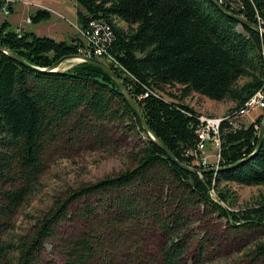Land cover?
Segmentation results:
<instances>
[{
	"label": "trees",
	"instance_id": "trees-1",
	"mask_svg": "<svg viewBox=\"0 0 264 264\" xmlns=\"http://www.w3.org/2000/svg\"><path fill=\"white\" fill-rule=\"evenodd\" d=\"M74 1L80 27L95 20L112 26L114 39L103 59L153 132L181 163L205 171H191L170 159L103 67L84 61L55 72L44 70L80 53L85 44L79 35L57 40L15 28L5 19L0 22V45L25 63L0 50V264H37L52 238L66 264H202L216 240L208 233L198 237L195 212L214 216L232 234L259 232L244 254L251 263H264V199L235 209L232 193L223 186L264 184V133L259 146L264 113L250 123L230 119L264 86V36L210 0ZM217 1L264 29V0ZM51 16L48 9L37 8L30 17L39 23ZM174 85L182 87V95L166 99L161 91ZM192 92L235 102L220 124L216 172L207 171L214 163H199L202 113L184 102ZM115 130L141 139L130 154V167L68 188L25 233L6 238L19 208L40 182L48 147L63 133L102 142ZM161 184L158 196L152 186ZM93 197L102 200L93 204ZM79 201L85 204L72 212ZM101 207L114 215L102 217ZM75 218L98 224L92 231L59 237L60 223ZM135 222L157 229V248H146L130 230Z\"/></svg>",
	"mask_w": 264,
	"mask_h": 264
},
{
	"label": "rangeland",
	"instance_id": "rangeland-1",
	"mask_svg": "<svg viewBox=\"0 0 264 264\" xmlns=\"http://www.w3.org/2000/svg\"><path fill=\"white\" fill-rule=\"evenodd\" d=\"M13 1L16 4L17 11L10 16V20H13L16 24L24 20L30 12H36L38 3L54 6L57 11L64 15L61 16L56 11L49 19L42 20L39 24L38 22L31 24L26 21L27 24H31L26 25V28L30 31L37 28L39 30L36 32L38 35L53 38L55 36L57 40L71 41L72 38L80 34L78 28L74 26V24H78L77 4L74 0ZM23 24L26 23L23 22ZM119 24L125 26L123 22H119ZM17 27H20V25ZM63 31H65V35L59 36L58 34ZM76 63L79 62H65L61 69H67ZM161 94L169 100L178 99L182 95V87L180 85L168 86L164 91H161ZM184 102L195 109L197 108V111L202 115L210 118L225 116L228 114L229 109L235 106V102L230 99L218 101L195 92L186 96ZM263 113V110L255 109L246 116L238 118V120L250 123L251 120H256ZM107 136L108 138L99 142L90 136L83 135L82 137L79 135L76 139H72L69 134L63 133L56 143L47 148L44 153L46 169L40 177V182L35 187L34 192L27 197L19 208L6 238H15L19 234L25 233L34 222V218L46 210L57 195L64 193L68 188L78 187L84 183L96 182L106 176L116 175L132 165L130 154L132 150H137L135 147L140 142V137L124 130H115ZM217 153L214 144L209 143L206 154L209 156L210 162L216 161ZM10 186V184L6 185V187ZM223 186L232 193L233 200L236 202L235 209L251 206L264 199V184L242 185L228 182L223 183ZM152 187V192L160 196L162 184L153 185ZM101 200L100 197L90 199L93 204L101 202ZM83 204L85 202L79 201L71 211H79ZM99 215L107 218L110 215L113 216L114 211H108L101 207ZM194 217L198 237L208 233L216 240V245H213L209 250L208 260L202 264H264L251 263L244 254V249L250 247L260 238L259 232L232 234L227 232L223 222H220L214 216H203L201 212H195ZM92 222V219L85 220L82 218L65 220L60 223L56 231L59 237L77 236L84 231H92L98 221L95 224ZM130 230L143 242L146 248L158 247L160 237L153 225L135 222L130 225ZM37 264H66L65 255L61 251L56 238H52L47 242L45 251L41 256V262Z\"/></svg>",
	"mask_w": 264,
	"mask_h": 264
},
{
	"label": "built area",
	"instance_id": "built-area-1",
	"mask_svg": "<svg viewBox=\"0 0 264 264\" xmlns=\"http://www.w3.org/2000/svg\"><path fill=\"white\" fill-rule=\"evenodd\" d=\"M11 13L10 0H0V19L8 17ZM31 22V18L28 19ZM78 28V27H77ZM80 34L79 37L84 42L85 46L80 49V54L88 55L91 57L103 59L106 55L107 47L111 44L114 39V32L112 26L104 20L91 21L88 27L78 28ZM107 59L112 60L113 57L108 55ZM104 60V59H103ZM260 109L264 111V86L258 90L253 96H251L245 105L230 119H237L246 116L251 111ZM229 117V116H228ZM227 118V117H226ZM224 117H207L201 115L200 125L198 127V134L200 142L198 145L199 151L201 152V159L199 163H202L205 167H210L209 156L206 154L209 143L214 144L216 151H219L220 138L219 130L220 124ZM234 125L238 127V123L235 121ZM216 161H212L214 166L217 167L220 154H216Z\"/></svg>",
	"mask_w": 264,
	"mask_h": 264
},
{
	"label": "water",
	"instance_id": "water-1",
	"mask_svg": "<svg viewBox=\"0 0 264 264\" xmlns=\"http://www.w3.org/2000/svg\"><path fill=\"white\" fill-rule=\"evenodd\" d=\"M210 1H212L217 6V8L220 11H222L224 14H227L230 17L236 19L237 21H239V23L241 25H247V26L254 27L255 29H257L264 36V29H261L258 25L254 24L252 22H249L244 17H240L238 15H234V14L230 13L217 0H210ZM0 50L3 51V52H5V53H7V54H9L13 58L18 59L19 61L25 63V61L23 59H21V57L19 55H17L14 51H12V50H10V49L2 46V45H0ZM70 61H76V62L88 61V62H92V63H95V64L103 67L106 71H108L111 74V76L116 80V82L118 83V85L120 86V88L122 89L123 95L127 99L128 103H129L130 107L132 108V110L134 111V113L137 115V117H138L140 123L142 124V126L144 127L145 131L165 151V153L170 157V159H172L175 163L179 164L183 168L189 169L191 171H197L199 173H202V172L205 171L204 169H199L198 167H193V166L185 165V164L181 163L173 155V153L167 147V145L153 132V130L151 129V127L148 125V123L146 122V120L143 117V114H142L141 110L139 109V106H138L136 100L131 95V93L127 89V87L124 85L123 81L119 78V76L112 70V68L104 60L78 53V54L66 55V56L62 57L61 59H59L58 61H56L52 66H50L49 68H46L44 70L45 71H53V72L59 71V70H61V67H62V65L65 62H70ZM71 66H69V68ZM37 69H40V68H37ZM263 133H264V119H263L262 128H261L260 135H259V138H260V140H259V146L261 145ZM259 146H258V148H259ZM218 170H219V167H211V168L207 169V171H211V172H216Z\"/></svg>",
	"mask_w": 264,
	"mask_h": 264
},
{
	"label": "crops",
	"instance_id": "crops-1",
	"mask_svg": "<svg viewBox=\"0 0 264 264\" xmlns=\"http://www.w3.org/2000/svg\"><path fill=\"white\" fill-rule=\"evenodd\" d=\"M13 1V0H12ZM27 3H29L28 1H27ZM13 6H14V11H13V13L10 15V16H12V15H14L15 13H16V11H17V7H16V4H13ZM43 7H46L45 9H48L52 14H55L56 13V8L54 7V6H49V5H46V4H37L36 5V8H43ZM57 12H59V11H57ZM60 13V12H59ZM31 12H30V14L29 15H27L26 16V18L24 19V20H22L21 22H19L18 24H16V23H14V21L13 20H10L11 19V17L10 16H8V17H4V18H2V19H0V20H5V19H7L8 21H10L11 22V24L16 28L17 26H19L20 25V27L22 26V28L23 29H26V30H28L27 28H26V25H31V24H33L32 22H28V19H29V17L31 16ZM61 14V13H60ZM76 15H77V8H76ZM61 16H64L63 14H61ZM28 23H31V24H27V22ZM23 22H25L26 24H23ZM40 23V22H39ZM38 23V24H39ZM74 26H75V28H79V24H74ZM30 30V29H29ZM32 30V29H31ZM35 33L37 32V31H39V30H37V28H35L34 30H33ZM59 31V30H58ZM57 33V32H56ZM53 35H56V34H53ZM59 36H64L65 35V31H63V32H60L59 34H58ZM78 36V35H77ZM54 38H55V36H54ZM196 110H197V108H196ZM225 114V113H224ZM223 114V115H224ZM221 117H224V116H221ZM220 118V117H219ZM251 121H253V120H251Z\"/></svg>",
	"mask_w": 264,
	"mask_h": 264
},
{
	"label": "bare ground",
	"instance_id": "bare-ground-1",
	"mask_svg": "<svg viewBox=\"0 0 264 264\" xmlns=\"http://www.w3.org/2000/svg\"><path fill=\"white\" fill-rule=\"evenodd\" d=\"M12 4H14V1L10 0V10H11V7H12L11 5H12ZM13 7H14V6H13ZM11 14H12V13H10V15H11ZM10 15H9V16H10ZM29 18H31V17H29ZM102 60H103V59H102ZM258 110H259V109H258ZM210 167H211V166H210Z\"/></svg>",
	"mask_w": 264,
	"mask_h": 264
}]
</instances>
